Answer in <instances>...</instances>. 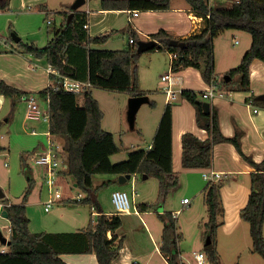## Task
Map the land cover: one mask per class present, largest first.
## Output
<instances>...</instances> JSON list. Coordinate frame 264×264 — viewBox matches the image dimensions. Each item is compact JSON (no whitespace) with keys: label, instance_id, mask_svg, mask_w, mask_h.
I'll return each instance as SVG.
<instances>
[{"label":"trees","instance_id":"trees-1","mask_svg":"<svg viewBox=\"0 0 264 264\" xmlns=\"http://www.w3.org/2000/svg\"><path fill=\"white\" fill-rule=\"evenodd\" d=\"M190 12L203 20L200 32L187 37H176L164 29L149 35L159 43L156 49L174 55L170 62L171 72L192 67L200 71L203 81L226 92H250L249 66L255 59L264 63V0H231L224 7L210 5V0H185ZM171 0H99L101 10L119 11H167ZM8 2H0L5 10ZM48 12L46 13L48 18ZM61 24L54 30L52 39L43 48L18 42L21 53L42 59L52 70L48 77L51 85L37 92L47 102L48 134L62 140L66 169L60 170L69 176L76 187L87 194L83 199L70 200L75 204L94 206L100 210L96 196L92 194L93 176L96 174L136 175L155 178L158 181L157 201H164L168 193L178 185L179 177L172 169V105L167 103L161 113L151 145L148 149L128 152L126 159L112 163L110 157L119 151L114 137L102 129L103 113L92 96V88L113 92H127L130 97L146 95L138 88L137 43L140 37L129 29L128 44L120 50L96 48L105 43L113 31L90 36L86 28V12L75 10L61 12ZM49 19V18H48ZM47 19V20H48ZM227 30L246 33L251 38L250 47L244 52L239 64L223 78L215 79L213 39ZM132 40V42H130ZM57 76L89 82L90 88L74 92L65 90ZM28 94L0 81V95L11 101ZM180 97L187 100L195 110L198 127L207 132L205 139L186 132L181 136V165L183 169H208L212 165V149L217 143H230L241 158L254 170L250 173V190L246 205L240 210V218L249 225L252 241L251 252L264 260V159L256 163L241 149L243 133L235 129L232 137H224L219 128L218 113L213 108L208 115L202 110L205 101L201 93L182 90ZM249 104L264 107V101L251 96ZM153 105L151 101L148 103ZM5 148L0 144V153ZM223 182L207 181L203 189L208 213V234L211 248L204 250L211 264H220L214 236L220 223L217 216L223 213L220 189ZM24 202L3 207L9 221V245L0 251V264H66L61 254H94L98 264H112L122 248L123 238L118 239L116 230L122 221L120 215L100 213L94 222L76 232L32 233ZM148 203L137 205L140 212L150 209ZM162 223L159 251L168 264H186L178 248L181 235L177 232L176 219L172 213L157 215ZM111 233V238L106 236ZM117 241V242H116ZM131 264H140L132 262Z\"/></svg>","mask_w":264,"mask_h":264},{"label":"rangeland","instance_id":"rangeland-1","mask_svg":"<svg viewBox=\"0 0 264 264\" xmlns=\"http://www.w3.org/2000/svg\"><path fill=\"white\" fill-rule=\"evenodd\" d=\"M74 1V0H73ZM70 0L69 2H73ZM231 0H211L219 5H227ZM42 3L31 4V7L9 6L0 12V38H11L14 35L22 38V43L31 45L36 40V46L43 48L51 38L53 30H57L61 24V12L66 5H61V0H50V11H47L48 18L55 22L48 24L47 15L39 17L27 13H35L42 8ZM72 4V3H71ZM83 8L94 9L95 1L88 0ZM8 12V13H6ZM50 19V20H51ZM113 34L103 44L102 49H123L128 44L129 30H121V20L115 23L111 29ZM237 38V37H236ZM153 52L141 53L137 60L138 88L147 92L153 105L143 104L135 115L134 127L131 129L127 122V103L129 94L127 92H113L100 88H92V96L98 102L103 113L101 127L110 132L117 144L119 151L110 157L112 163H118L126 159L128 152L145 144L146 140L139 142L137 130L143 121L159 112L155 108L161 106L164 94L161 92L162 84L159 82L160 73L158 66L154 65L151 59ZM159 59V56H155ZM168 71V70H167ZM224 78V77H223ZM173 91L175 89L173 88ZM38 92V91H37ZM33 93V98L41 111H47V102ZM176 92V91H175ZM32 96L31 94H29ZM164 95V96H163ZM29 96V97H30ZM28 97V98H29ZM27 98V99H28ZM6 114L1 118L0 123V144L5 148L0 153V233L3 237L8 235L7 221L2 217L3 207L6 204L19 205L24 202L26 215L29 221V230L32 233L57 232L60 230H75V224H83L86 227L90 221L96 220L97 208L90 205L75 204L70 200L83 199L87 196L85 192L73 186L72 179L56 172L55 184L48 190L43 166L35 163V159L44 151L47 142L51 141L62 145V140L57 137L48 136V125L45 121H32L25 118L26 103L17 99L11 105L8 99ZM156 111V112H155ZM7 120V121H5ZM5 121V122H2ZM35 123V133L32 134L30 124ZM136 176V175H135ZM179 176V175H178ZM195 178V179H194ZM197 178L191 175H180L178 185L173 188L164 201H157L158 181L155 178L143 179L141 176L127 179L124 183H118V177L112 174H96L93 176L92 194L96 196L100 209L105 212H114L111 201V194L114 190L125 191L133 201V208L127 214H121L122 226L119 229L123 244L127 242L130 250L143 241L147 252L160 246L162 223L158 214L172 212L176 219L177 232L181 235L178 248L181 252V259L186 264H194V252L204 251L208 234V213L204 202L203 193L194 195L198 185H194ZM203 185L205 180L201 178ZM218 182V181H215ZM224 183V181H222ZM57 191L61 199L55 202L48 210L44 211L45 203ZM134 192L132 198L131 193ZM79 197L77 198V196ZM187 198L190 205L182 206L180 200ZM221 199V198H220ZM148 203L151 205L146 214H141L150 233L151 240L143 228L138 215L137 205ZM105 214V213H103ZM107 214V213H106ZM219 214L217 221H221ZM71 222V223H69ZM80 226V225H79ZM82 228V227H81ZM222 225H219L214 240L215 247L219 254L220 264H264V260L251 252L252 241L250 234L248 242H241V238L235 239L233 234H223ZM118 231V233H119ZM122 244V246H123ZM2 244H0V248ZM145 251V249H144Z\"/></svg>","mask_w":264,"mask_h":264},{"label":"crops","instance_id":"crops-1","mask_svg":"<svg viewBox=\"0 0 264 264\" xmlns=\"http://www.w3.org/2000/svg\"><path fill=\"white\" fill-rule=\"evenodd\" d=\"M4 1L8 2L9 9L15 7H31V4L42 3V8H39V10L37 9L35 13H27L35 15L39 17V19L41 15H44V13L46 14L52 7L50 6V0H0V2ZM69 1L70 0H61V5H66L67 7L65 10H62V12L68 11L70 13V5L74 1ZM94 1V9L82 7L87 4L88 0H85V3L79 8L80 11L86 12L87 14V31L90 36H96L110 31L114 28L115 23L120 20L121 30L132 29L137 32L141 40H149V35L157 32L159 29H164L176 37H187L191 34L200 32L204 27L202 18L196 17L190 12V7L185 0H171L170 9L167 11H141L138 12L137 16H132V13L128 11L101 10L98 7L99 0ZM210 5L220 7L226 6L216 4L211 2V0ZM1 11L2 10L0 9V12ZM50 19L51 18L47 20L48 24L55 22L54 19ZM53 34L54 30L51 38L47 42L52 39ZM21 39L22 38H19V40L15 42L11 38H0V81L27 93H31L33 96V93L51 85V81L48 77L50 68L46 65L44 60L21 53V48L18 46V42ZM36 43L35 40L31 45L37 47ZM250 44L251 38L248 34L234 30L224 31L213 39L214 72L216 80L223 78L229 70L235 68L239 64L242 55L250 47ZM99 46L100 44L94 47L100 48ZM151 54H157L152 55L151 59L154 60V65L158 66L160 73L159 82L162 84V88L165 85V82L161 81V77L168 73L171 74L173 81L172 90L173 88L175 89L176 92H174L176 93V98L173 100H167L161 88V92L164 94L163 102L160 107L155 105V108L159 109V112L150 117L148 121H143L141 119V125L137 130V134L139 135L138 140L141 143L144 141L141 137H144L143 139H145L146 142L144 141L145 144L143 145L140 144L138 149H148L150 147L162 110L167 103L171 104L173 171L179 176L192 174L197 178L195 183H193L194 185H198V188L194 192L195 196L199 193H203V189L207 183L205 180L206 182L203 185L201 180V178H203L202 172L220 173V181H224L220 189L223 213L220 216L222 217V220L217 222L220 223L219 225H222L223 228L221 229L223 234H233L235 239L241 238V242H248L247 233L249 236V225L240 218V210L247 203L250 190V173L254 168L241 158L235 147L230 143H217L213 146L212 165L210 168H182V134L190 132L199 139H205L207 137V132L197 126L195 121V110L187 100L180 97V92L184 89L194 90L201 94L211 91L213 95L205 101L210 103V110L214 108L218 113L221 134L224 137H232L235 133V129L241 131L243 133L241 138V149L243 153L250 156L254 162L260 163L264 159V107L258 104H249L247 103V100L250 99L251 96L256 97V99L260 95L264 96V63L255 59L249 66L250 92H226L225 90H220L213 85L205 83L200 75V71L196 68L187 67L178 72H171L170 62L173 58L172 54L160 51H153ZM155 56H159V59ZM146 95L148 96V94ZM29 96L30 95L28 94L21 99L26 101ZM8 102V99L0 95V123L1 118L6 114ZM253 108H256L257 112L254 113ZM30 127L33 131L36 127L35 123L30 124ZM136 177L137 176L132 175L129 178L132 180ZM77 197H79V195ZM181 200L180 204L182 206L190 205V203L182 204ZM100 210L102 212H99L97 209V212H92L91 215L93 216L95 213L97 215L100 213H105V215L117 214L115 210L114 212H105L102 208ZM141 214L145 215L146 212L138 211V215L135 216L140 220L145 232L148 234V239L151 240L148 226ZM118 215H120V217L122 216L121 214ZM5 219L7 221V226L9 227V221L7 218ZM121 221L123 222V220ZM79 225L75 224V230L50 231L48 233L76 232L79 229L84 228L82 226L84 225V222ZM120 228L116 230L118 239L121 238V233L119 231ZM8 236L9 235L6 237L7 239ZM106 236L111 238V233L107 232ZM145 245L146 244L143 241H140L139 245L136 244V247L133 250H130L127 246V242L124 243L112 264H131L132 262H138L140 264H168L161 255L159 246L154 247V250H151V252H147ZM6 250L7 245H2L0 251ZM59 258L66 264H98L94 254H61L59 255Z\"/></svg>","mask_w":264,"mask_h":264},{"label":"built area","instance_id":"built-area-1","mask_svg":"<svg viewBox=\"0 0 264 264\" xmlns=\"http://www.w3.org/2000/svg\"><path fill=\"white\" fill-rule=\"evenodd\" d=\"M137 12H132V16H137ZM50 22V21H49ZM84 28L87 29V23L83 25ZM132 42V40H130ZM172 57H175L172 55ZM52 72V70H50ZM58 79L62 80V87L67 91H82L87 88H90L91 85L89 82H83L79 80H74L67 77H61L57 76ZM161 81L165 82V85L162 88V92L165 94L167 100H173L176 98V93L172 90L173 81L171 78V74H165L161 77ZM213 93L211 91L204 92L201 94V97L206 100L209 97H211ZM26 111H25V118L27 120H35V121H45L48 122V115L47 111H41L33 96H30L28 99H26ZM253 112H257L256 108H253ZM32 134L35 133V131H31ZM48 134V131H47ZM49 135V134H48ZM35 163L43 166L46 170L45 177H46V183L48 185V190L55 184V177L53 176L56 172H59L60 170L66 169V163L65 159L63 158V149L62 145H57L51 141L47 142V146L44 149L42 153L35 159ZM202 177L206 181H220L221 180V174L217 172H202ZM132 198L134 197V192L131 193ZM78 198V197H77ZM61 199V195L55 191L52 195L49 193V198L45 203L44 210L48 211L49 208L55 203L58 202ZM111 201L114 206L115 212L117 214H127L130 212V209L133 208V201L131 202L129 195L122 190H116L112 192L111 194ZM190 202L189 199L184 198L181 200L182 204H188ZM10 232V228L8 227V235ZM194 264H211L209 260L207 259L205 253L203 251L194 252Z\"/></svg>","mask_w":264,"mask_h":264},{"label":"water","instance_id":"water-1","mask_svg":"<svg viewBox=\"0 0 264 264\" xmlns=\"http://www.w3.org/2000/svg\"><path fill=\"white\" fill-rule=\"evenodd\" d=\"M85 3V0H74V2L70 5V13H69V18L72 16V13L79 9L83 4ZM12 39L17 42L19 38L15 37L14 35L12 36ZM159 43L155 40H140L137 43V48L136 51L137 53H144L153 49H156L158 47ZM225 81H228L230 77L228 75H225L223 78ZM257 100L259 101H264V96L260 95L257 97ZM149 103V98L147 95H139V96H134V97H129L128 103H127V122L132 129L134 127V122H135V115L140 108L141 105L143 104H148ZM202 110L205 115H208L210 113V103L208 101H204L202 103ZM130 175H122L118 177V183L122 184L124 183L127 179H129ZM143 179H146L147 176L144 175L142 176ZM76 186V185H74ZM0 196H3L2 193H0ZM3 217L7 218V214L3 211ZM0 243L2 245H9V240L5 237H3L0 233ZM211 248V241L210 238H207V241L205 243V250Z\"/></svg>","mask_w":264,"mask_h":264}]
</instances>
